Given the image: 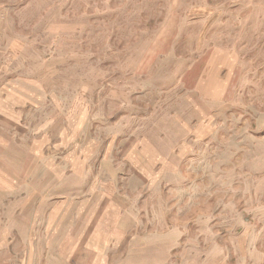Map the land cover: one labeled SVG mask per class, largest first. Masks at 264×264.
<instances>
[{"label": "rangeland", "instance_id": "374dc122", "mask_svg": "<svg viewBox=\"0 0 264 264\" xmlns=\"http://www.w3.org/2000/svg\"><path fill=\"white\" fill-rule=\"evenodd\" d=\"M0 264H264V0H0Z\"/></svg>", "mask_w": 264, "mask_h": 264}]
</instances>
